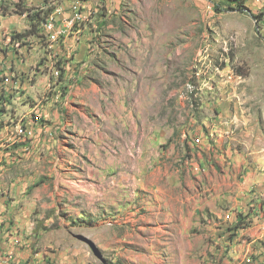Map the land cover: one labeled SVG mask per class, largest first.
Returning a JSON list of instances; mask_svg holds the SVG:
<instances>
[{
  "label": "rangeland",
  "instance_id": "rangeland-1",
  "mask_svg": "<svg viewBox=\"0 0 264 264\" xmlns=\"http://www.w3.org/2000/svg\"><path fill=\"white\" fill-rule=\"evenodd\" d=\"M244 2L240 10L234 0H0V47L11 42L3 63L33 75L0 119L44 117L38 139L0 169V242L15 247L13 264H205L201 238L216 246L213 264L241 262L232 244L251 236L234 230L232 214L202 217L222 230L187 237L156 196L165 198L172 172L186 176L183 133L206 117L241 120L233 151L244 157L243 181L264 182V38L254 18L264 0ZM55 7L70 25L52 58L45 22L37 33L31 19ZM78 12L87 20L79 44ZM14 33L24 36L14 42ZM255 201L264 207L260 192ZM159 223L176 229L164 238L144 227ZM257 243L262 254L243 264H264V235Z\"/></svg>",
  "mask_w": 264,
  "mask_h": 264
},
{
  "label": "crops",
  "instance_id": "crops-1",
  "mask_svg": "<svg viewBox=\"0 0 264 264\" xmlns=\"http://www.w3.org/2000/svg\"><path fill=\"white\" fill-rule=\"evenodd\" d=\"M54 9L52 13L54 12ZM84 29L85 28H82L80 30L81 33L79 35L76 34L74 36V39L77 40L78 44L81 39L84 38ZM5 36L7 37V35H3V37ZM9 47H11V42L6 40L4 46L0 47L2 49L0 50V61L4 59L5 53H10ZM75 49L76 57L79 47H76ZM22 50V52H24L23 47ZM81 71V75L84 74L86 76L83 67L81 68ZM23 73L25 74L23 92H26L28 88L25 87L29 83V80L33 78V75L25 71ZM76 74H78V72ZM81 75L78 76V79H81ZM83 80L84 79H82V81ZM82 81L80 83H82ZM81 89L82 88L79 85L76 87L74 91L75 93L72 95L73 99L77 98L80 100V95H82ZM69 93L71 94L72 92H68V95H70ZM15 101L16 100H13L12 102L7 101V108H9L10 104L14 105ZM5 115L7 116L5 110L0 112V118L5 117ZM0 121L2 120L0 119ZM195 123L196 121L194 120V125H191L188 132H184L182 136L187 144L186 150L189 153V160L185 162V167L183 169L186 170V176L181 177L178 175L180 172H178V170V173L172 172V176L167 177L166 179L165 198H159L156 196L157 203L161 206H165V215H175L180 217L179 231L181 235L182 233H187V237L190 232L197 229L208 233V237L211 233L215 235L218 231L222 230L221 228H218L215 223H212V221L204 223L202 217L206 219L211 217L221 220L222 213L226 210L227 215H233V220L231 221L233 222V225H235L238 215L243 214L244 216H248L249 218L247 221L251 223L250 227L239 229L237 230V233H240V236L250 234L251 239L239 242V244L235 241L232 244L233 251L235 250L237 252L238 259L241 260L239 264H243L245 261L244 258H247L249 254L255 252V254L260 255L263 251L262 248L257 247L259 245L257 241L264 235V207L260 201L252 203L259 192L260 198L264 196L263 179L254 177L247 183L244 182L246 180L243 181V169H245L244 157L242 154L238 153L234 155L233 151L235 137L238 136V131L242 126L241 124H243L237 116L230 118L220 116L215 119L206 117L203 121L204 127H196ZM199 131L201 132L200 134ZM198 137L203 138L200 145L195 144V139ZM243 144L246 143L244 142ZM28 146L29 144L25 143L24 146L20 147L19 151L27 150ZM113 146H116V144L114 143ZM225 157H231L232 162L226 164V161L224 160ZM8 158L9 155L7 156V159ZM216 167H218L220 171H218ZM0 168H4V166H0ZM237 178L240 181H238ZM253 186H256L255 188L258 189V191L251 194ZM169 193L170 196H168ZM167 197H169V199ZM252 210H254V212H252ZM250 211L252 213H250ZM149 226H153L155 229L159 230L162 229L164 238L165 228L169 229L171 227L170 230L172 231L176 229V225H166V223L145 225L144 227ZM198 241L199 242L196 241L198 244L204 243V246L206 244L210 252L208 255L210 258L206 255L205 257L198 259H203L205 264H213V261L215 260L213 252L216 249L214 248L216 246L212 241L207 239L203 240L201 238ZM5 245V242H0V260H6L9 253L13 255V259L1 264H13L15 262V253L9 250V248L12 249L13 247ZM126 258L134 260L133 258ZM150 258L152 259L148 260L149 258H146L145 261L141 258L140 261L137 259V263L154 264L155 260H157V258L154 257ZM175 259L173 256H168L166 258L167 263H172ZM160 261H163L165 264V258ZM247 261H249V259H247ZM187 262L188 260H186V262L181 261L179 264H188ZM158 263L161 262L158 261ZM200 263L203 264L202 262Z\"/></svg>",
  "mask_w": 264,
  "mask_h": 264
},
{
  "label": "built area",
  "instance_id": "built-area-1",
  "mask_svg": "<svg viewBox=\"0 0 264 264\" xmlns=\"http://www.w3.org/2000/svg\"><path fill=\"white\" fill-rule=\"evenodd\" d=\"M58 17L62 21H59L57 19ZM258 23V33L264 38V20ZM73 24L79 27L78 31L73 32V34L79 35L81 33L80 30L87 24L84 14L78 12ZM43 25L49 43L48 50H50L51 57L53 55L52 58H54L56 47L65 45V34L70 25V21L68 19H64L63 21L60 7H55L54 12ZM58 25H62V27L59 29ZM3 60L0 61V112L8 109L6 105L7 101H11L10 98L18 91L20 93L23 92L25 85V74L20 73L16 68H12L10 64L3 63ZM56 76H61V73L57 72ZM43 120L44 117L41 113L34 112V114L21 118L10 125L0 121V166H4L7 162L9 150L17 148L19 145L24 146L25 143L30 144L38 139L41 130L44 128L42 126ZM201 143L200 138L195 139V144L200 145ZM227 218H230V216ZM12 256L9 253L6 260H0V264L5 261H11L13 259Z\"/></svg>",
  "mask_w": 264,
  "mask_h": 264
},
{
  "label": "trees",
  "instance_id": "trees-1",
  "mask_svg": "<svg viewBox=\"0 0 264 264\" xmlns=\"http://www.w3.org/2000/svg\"><path fill=\"white\" fill-rule=\"evenodd\" d=\"M234 4H236L240 8V10L245 6L244 5L245 4L244 0H234ZM49 12L48 11H42V13L36 14L35 17L31 19L32 20L31 26L34 28L33 29L34 32H37V33L39 32L41 24H43L45 22V20L47 19V17H49V15L52 13V9L49 10ZM254 18L257 20V22H261V21L264 20V13H260L259 15H255ZM23 36L24 35H18L16 33H14L11 39L14 42H19ZM79 66L80 65H77L76 66V72H78L80 70V67ZM78 67H79V69H78ZM64 69L65 68L62 67V71ZM63 76H64V73L62 72L60 78L62 79ZM68 88H69V86L67 87V85H65V86L62 87V90L61 91H64V93H67L68 94V92H67ZM21 146L22 145H19L17 148H14V149L9 150L8 151V155L9 156L10 155L11 156L14 155L13 153L16 152V151H19ZM7 166H9V165L6 162L5 165H4V168L7 167ZM0 169H3V168H0ZM248 218H249L248 216H244L243 214L242 215H238L237 223L234 225V230L237 231L239 229H246V228H248L249 227V225L247 223Z\"/></svg>",
  "mask_w": 264,
  "mask_h": 264
}]
</instances>
